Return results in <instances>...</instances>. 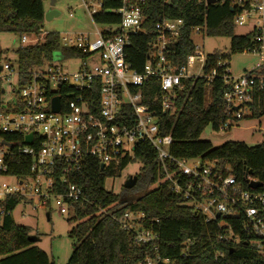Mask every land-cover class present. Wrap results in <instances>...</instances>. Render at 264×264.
<instances>
[{
  "label": "built area",
  "instance_id": "2783aa9c",
  "mask_svg": "<svg viewBox=\"0 0 264 264\" xmlns=\"http://www.w3.org/2000/svg\"><path fill=\"white\" fill-rule=\"evenodd\" d=\"M85 1L93 20L103 5L90 0L98 2V9H91ZM120 1L122 7L114 11L121 16L119 25L101 26V30L96 26L95 34L60 35L61 49L45 66L27 75L9 62L1 66L7 81L15 78L18 92L16 100L0 113V134L17 136L23 145L16 150L13 144L0 145V176L15 180L14 185L0 186V201L17 196L21 202L37 200L44 208L55 202L61 216H70L71 204L84 198V191L73 181L76 173L91 160L107 172H117L124 162L135 159L139 143H148L156 152L163 181L185 207L206 224L217 225L221 242L237 245L245 241L264 257V191L250 187L258 181L249 178L244 185L229 167H220L215 161L178 159L171 154L172 137L162 134L158 113L176 112V92L188 80L204 76L207 57L195 47L185 64H174L172 48L182 35L184 21L161 18L153 29L148 62L142 71H136L127 62L126 50L133 36L145 33L146 0ZM199 1L207 5L208 0ZM230 2L235 26L255 20L254 46L244 53L259 55L260 63L238 79L226 70L225 80L231 86L225 94L230 118L219 131H228L242 120V109L254 102V88H264V0ZM194 33L204 34V29L195 28L192 36ZM21 38L25 45L41 41L37 36ZM65 51L74 55L66 56ZM72 60L80 61L81 68L71 75L60 64ZM216 76L213 71L209 83ZM154 81L159 83V94L146 103L142 88ZM56 98L61 107L58 113L53 111ZM30 135L32 143L27 144ZM15 158L31 159L26 177L7 175ZM143 220V214L129 212L118 219L124 230L135 233V243H157L156 235L141 228ZM160 262L169 263L157 257L148 258L145 264Z\"/></svg>",
  "mask_w": 264,
  "mask_h": 264
},
{
  "label": "trees",
  "instance_id": "16d2710c",
  "mask_svg": "<svg viewBox=\"0 0 264 264\" xmlns=\"http://www.w3.org/2000/svg\"><path fill=\"white\" fill-rule=\"evenodd\" d=\"M44 1L0 0V33L42 36ZM98 1L103 11L95 14L93 21L100 26L119 25L121 16L114 11L122 7L121 1ZM230 1L207 7L199 0H146L145 33L132 37L126 59L136 71L143 70L150 56L149 44L155 37L153 29L161 18L184 21L182 35L171 54L177 66L185 64L194 53L193 29L202 28L204 34L212 38H230V53L208 55L204 76L188 80L183 89L176 92V112L173 115L158 113L160 126L163 135L172 137L171 154L176 158L218 162L220 167H229L244 185L249 178L262 183L264 191V143L248 147L244 143L228 142L214 147L211 142L201 140L209 126L218 132L230 118L226 113L225 94L231 91V86L225 78L231 55L244 53L254 46V32L247 36L235 35ZM60 38L57 33H48L38 44L19 48L15 51L17 63L12 65L24 75L45 66L61 49ZM64 54L69 56L70 53L65 51ZM2 57L0 53V66ZM220 63L226 65L220 67ZM213 71L217 76L209 83L207 78ZM142 90L145 102L150 103L159 94V83L150 82ZM250 108L252 118L264 117V88H254ZM2 140L13 144L14 150L23 145L17 136L0 134ZM136 161L142 164V169L134 188H124L121 195L105 189L108 178L120 174ZM31 163L29 158H15L7 175L26 177ZM73 181L84 191V198L71 204L68 221H73L75 227L70 232L74 245L68 264H145L148 258L157 257L161 261L168 260V264H264V257L247 242L237 245L221 242L222 233L217 225L206 224L169 191L158 172L156 152L148 143H139L135 159L124 162L117 172H107L91 160L74 175ZM20 203L21 198L17 196L0 201V264H54L29 240L31 230L15 223L13 212ZM128 212L144 215L141 228L156 235L157 243H135V233L124 230L118 221Z\"/></svg>",
  "mask_w": 264,
  "mask_h": 264
},
{
  "label": "rangeland",
  "instance_id": "374dc122",
  "mask_svg": "<svg viewBox=\"0 0 264 264\" xmlns=\"http://www.w3.org/2000/svg\"><path fill=\"white\" fill-rule=\"evenodd\" d=\"M45 0L44 8L46 14L51 12L59 13L58 16L47 20L42 24V36L48 33H57L61 36L76 34H95L96 26L92 17L84 7V0ZM91 9H98V2L86 0ZM45 14V15H46ZM256 18V17H255ZM255 20H250L245 26H235L236 36H247L253 31ZM101 30V29H100ZM194 45L207 57L215 52L230 53V38H212L206 34L192 36ZM32 40V39H30ZM33 43L22 44V38L12 33H0V53H3L1 66L6 63L16 65L17 55L15 51ZM260 63V56L253 53H238L231 55L230 73L232 78L238 79L253 72ZM68 74H75L81 68L78 60L67 61L60 64ZM198 73V72H197ZM202 75V73L200 74ZM6 73L0 72V113L8 103L14 102L17 98L18 87L16 80L7 81ZM243 119L235 121L228 131H214L209 126L202 134L201 140L211 142L214 147H220L228 142L244 143L248 147H256L264 143V117L261 119L252 118L251 108L242 109ZM1 144V141H0ZM192 162H190L191 164ZM192 165V164H191ZM142 169L138 161L131 162L120 174L108 178L105 182V189L115 195H121L125 183L134 176H137ZM4 183L14 185L15 180L10 177L0 176V186ZM138 194H136V198ZM49 215V219L47 217ZM13 218L18 226L27 227L31 230V236L37 237L36 246L45 252L50 261L54 264H68L73 253L74 240L70 232L75 227L73 221H68L69 216H61L58 205L52 202L47 207H40L37 200L33 204L21 202L13 212Z\"/></svg>",
  "mask_w": 264,
  "mask_h": 264
},
{
  "label": "water",
  "instance_id": "95a60500",
  "mask_svg": "<svg viewBox=\"0 0 264 264\" xmlns=\"http://www.w3.org/2000/svg\"><path fill=\"white\" fill-rule=\"evenodd\" d=\"M219 1H220V0H208L206 6L209 7V6L216 5ZM54 4H55V0L52 1V6H53ZM58 15H59V13L53 11V12H51V13H49V14H46V15H45V18H46L47 20H50L51 18H53V17H55V16H58ZM1 71H2V67L0 66V72H1ZM60 109H61V107H60V101H59V98H56V99H54V101H53V111L56 112V113H58V112H60ZM235 110L238 111L239 108H236ZM26 143H27V144H31V143H32V135H30V136H28V137L26 138ZM1 145H2V146H3V145H6V146H9V147L12 146V145H8V144L5 143V142H2ZM101 168L103 169L104 167L102 166ZM137 181H138V177H137V176L131 177V178L125 183L124 188L127 189V190H131L132 188H134V187L136 186ZM250 187H251L252 189H259V188H263V184L260 183V182H253V183L250 184ZM47 217H48V219H49V215H47ZM29 240H30L32 243H37V242H38V238H37V237H32V236H30V237H29ZM159 264H165V263L160 262Z\"/></svg>",
  "mask_w": 264,
  "mask_h": 264
}]
</instances>
